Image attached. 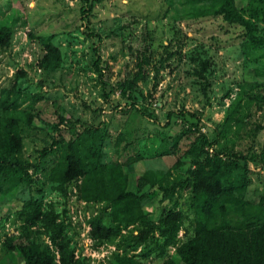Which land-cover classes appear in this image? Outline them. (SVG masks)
<instances>
[{
  "label": "rangeland",
  "instance_id": "374dc122",
  "mask_svg": "<svg viewBox=\"0 0 264 264\" xmlns=\"http://www.w3.org/2000/svg\"><path fill=\"white\" fill-rule=\"evenodd\" d=\"M87 7L85 0H0V23L17 19L11 47L0 55V91L11 87L15 74L22 70L27 75L18 81L22 91L44 95L36 105L42 120L34 126H26L18 111H0V115L19 121L27 169L4 185L11 190L5 196L7 202L0 204V217L12 215L6 222L0 218V264H24L18 250L6 249L4 242L20 234L22 222L13 213L19 211L22 200L31 197L58 212L74 257L83 264H113L116 257L163 264L175 256L173 246L159 256L158 245L163 243V239L158 240L159 225L155 241L139 246H134L138 224L122 227L115 235L97 236L90 221L99 217L100 223L108 225V203L78 198L81 178L74 176L62 190L54 189L55 184L47 176L69 142L77 137L85 136V151L97 154L101 164H126L125 171L131 176L129 190L135 189L139 174L170 169L190 144L200 145L204 136L214 141L205 147L207 154H264V87L254 92L257 99L242 96L240 89L244 80L253 79L252 69L260 65V59L243 43L240 26L215 17L180 19L175 15L179 9L182 12L177 2L178 10L165 14L168 0H102L90 11ZM14 17L17 18L12 21ZM144 27L155 34L154 42L162 37L166 48L154 43L150 63L144 67L145 77L122 96L117 84L131 79L136 72L134 55L143 49ZM37 37L53 38L62 59L56 72L38 68L44 51ZM94 49L98 50L101 66L106 68L105 90L94 72ZM169 52L173 53L172 59L161 67L160 58ZM202 62L208 66L200 76ZM238 95L242 98L239 110L224 130L226 111ZM48 149L51 153H44ZM165 149L169 154L161 152ZM184 161L180 172L185 171L190 158ZM254 167L255 163L249 164L250 183L243 197L251 204L259 203L264 196V164ZM236 172L228 174L235 177ZM187 197L186 192L175 194L167 205L186 212ZM157 199L144 206L153 218L158 217L162 207ZM227 210L230 218L242 219L233 206L228 205ZM34 229L38 243L56 251L42 229L34 227L33 232ZM191 236V231L182 228L178 243Z\"/></svg>",
  "mask_w": 264,
  "mask_h": 264
},
{
  "label": "trees",
  "instance_id": "16d2710c",
  "mask_svg": "<svg viewBox=\"0 0 264 264\" xmlns=\"http://www.w3.org/2000/svg\"><path fill=\"white\" fill-rule=\"evenodd\" d=\"M85 2L88 6L87 10L90 11L102 0H85ZM175 2L182 6V12L175 8ZM174 9L178 10L175 15L180 16V19L222 18L223 21L243 29L241 36L243 43L257 53L260 65L252 69L253 79L244 80L240 89L242 96L244 94L251 99H257L254 92L264 87V61H262L264 0H168L165 14ZM84 13L86 14L85 9ZM15 18L17 17L12 18V21ZM16 20L11 21L12 23H0V55L11 47ZM122 29L124 30L125 27ZM113 33L115 37L119 36ZM87 34L97 36L93 33ZM144 34L146 37H143V49L134 55L135 74L131 79L117 84L122 96L129 94L145 77L144 67L150 63V48L154 43H158L163 49L166 48L161 41L162 37L154 42L155 34L150 33L145 27ZM110 35L112 34L106 36ZM37 38L44 51V55L38 60V68L47 73L56 72L61 68L62 59L57 46L52 42L53 38ZM94 52L97 55L93 62L94 72L105 90L108 85L104 79L106 68L101 66L98 50L94 49ZM172 54L169 52L165 57H161L159 65L162 67L163 62L171 60ZM207 66V62L201 63L198 72L200 76H203L202 72ZM25 77L27 75L22 70L18 71L11 87L0 91V111L13 113L18 111L26 126H34L36 121L42 120L36 112V105L44 100V95L23 92L18 81ZM241 99L238 95L227 109L224 130H227L236 117ZM20 135L18 119L0 115V204L7 202L5 196L11 190L4 188L5 183L13 177L15 181L18 173L27 171L23 161ZM201 142L200 145L190 144L186 153L181 155L180 161L178 160L170 169L148 170L139 174L135 181V189L129 190L128 183L131 176L125 171L126 164H101L97 154L85 151V136H80L69 142L67 149L60 155L58 163L48 174L47 180L55 184L54 189L62 190L72 177H79L81 182L78 186V198L87 202L108 203V225L100 223L99 217L90 221L97 236L115 235L122 227L138 224L140 229L134 246H139L150 240L155 241V228L159 225L158 240L163 239L162 245H158L159 256L165 255L168 246H173L175 249V256L168 257L163 264H264V196L257 204L243 200L246 187L250 183L247 179V175L251 173L249 164L255 163L254 168H261L260 165L264 164V154L239 156L231 151L207 154L205 147L212 146L214 141H209V138L204 136ZM161 152L169 154L168 149ZM44 153H51V149L44 150ZM184 156L189 157L190 161L185 171L180 172L181 166L186 164ZM228 171H237L235 177L230 176ZM181 192L188 193L185 199L186 212L175 207L169 208L167 205L175 194L181 195ZM153 198L162 206L157 218L151 217L144 207ZM228 205L234 207L242 217L241 220L230 218ZM151 212H154V209ZM13 214L22 222L21 232L18 236L8 237L4 247L17 249L24 264H83L75 259L63 223L53 206H45L31 197L22 200L19 211ZM11 215L0 218L6 222ZM34 227L42 229V233L48 236L56 251L38 243L37 230L32 231ZM182 228L186 232L191 231L192 236L178 243V235ZM113 264L142 263L128 257H116Z\"/></svg>",
  "mask_w": 264,
  "mask_h": 264
}]
</instances>
